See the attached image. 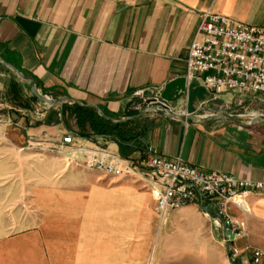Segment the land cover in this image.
Segmentation results:
<instances>
[{"label": "crops", "instance_id": "crops-1", "mask_svg": "<svg viewBox=\"0 0 264 264\" xmlns=\"http://www.w3.org/2000/svg\"><path fill=\"white\" fill-rule=\"evenodd\" d=\"M207 11L264 28V0H0V61L35 79L47 97L95 103L113 119H127L141 112L133 104L144 106L168 82L186 76L189 47ZM12 82L21 96L12 92ZM139 90L143 96H134ZM33 95L29 84L0 63V109L13 128L25 130L8 139L28 142L20 151L29 157L42 155L34 152L47 145L76 157L62 142L64 132L77 146L127 158L151 146L169 160L264 182V121L239 125L214 118L217 108L232 113L233 102L223 103L202 82L192 81L187 95L170 103L174 112L193 119L148 111L125 121L138 139L129 147L112 137H82L67 112L76 123L70 128L63 107L77 103L47 107ZM16 152L0 149L12 158ZM76 159L72 163L80 170L51 181L45 169L21 182L19 175L11 177L20 167H0V264H232V245L264 252V194L248 198L250 214L230 206L246 228L229 243L213 209L190 204L162 218L138 176L108 175L86 168L85 156ZM19 189L23 208L34 213L17 210L12 225L2 224L9 191Z\"/></svg>", "mask_w": 264, "mask_h": 264}, {"label": "built area", "instance_id": "built-area-1", "mask_svg": "<svg viewBox=\"0 0 264 264\" xmlns=\"http://www.w3.org/2000/svg\"><path fill=\"white\" fill-rule=\"evenodd\" d=\"M186 64L187 90L192 81H199L216 94L233 92L241 98L264 95V28L207 11L189 47ZM134 96H143V92L136 91ZM151 105L174 112L160 94L144 106L133 104L132 110L143 111ZM11 125L13 121L0 109V135ZM62 142L71 146L75 155L85 156L84 165L90 170L138 176L162 218L169 210L190 204L199 205L205 212L213 209L229 243L244 236L246 228L244 221L232 215L230 206L250 214L248 198L264 194L262 181L200 169L181 158L169 160L151 146L142 156L127 158L107 148L77 146L71 134ZM76 157L72 161L77 162ZM229 259L232 264H264V252L249 245L244 249L232 245Z\"/></svg>", "mask_w": 264, "mask_h": 264}, {"label": "rangeland", "instance_id": "rangeland-1", "mask_svg": "<svg viewBox=\"0 0 264 264\" xmlns=\"http://www.w3.org/2000/svg\"><path fill=\"white\" fill-rule=\"evenodd\" d=\"M27 94H30L29 90H27ZM45 95V94H44ZM236 96V95H234ZM233 92L229 93H222L219 94V98L224 102L232 101L233 103L230 104V110H232L234 115L240 116L241 120L244 123H250L251 119H253L256 116L264 114V95H258L254 97H246V98H240L239 96L234 100ZM49 98H51L49 96ZM52 99V98H51ZM239 101H242V104H237ZM42 106H47L48 104L44 102H39ZM220 109V108H217ZM229 111V110H228ZM230 112V111H229ZM65 120L67 121V124L70 126V128L76 127L75 120L70 117H65ZM12 127V128H11ZM11 128L4 131V137L1 136L0 140V149H11L14 148L17 152L15 153V157L12 158V155H7V153L0 154V167L2 166V171H5L8 165L15 164L17 167L15 168L18 170V167H20V171L17 174H11V177L14 176L18 177V175L21 177V182L26 177H33L36 174L38 175V170H44L46 171V177L48 181L51 180H57L60 177L65 178L66 176L70 175L73 170H78L75 166V164L72 163V159L70 158L69 151L66 148H56L52 145H47L46 147H43L45 149L38 150L40 152H34V153H41L42 155H36V157H29V154L22 153L21 151L26 148L29 144L26 141H14L9 140L8 135H20L22 137L25 130L23 128H13V126L7 127ZM63 136H67V133H62ZM62 136V137H63ZM54 137V136H53ZM62 137H59L61 139ZM13 137H11L12 139ZM57 138V137H55ZM53 144L59 143L58 141H50ZM48 141V143H50ZM38 148V146L36 147ZM22 149V150H21ZM21 150V151H20ZM40 156V157H38ZM74 168V169H73ZM25 170V172H24ZM80 170V169H79ZM55 175L58 177L55 178ZM10 197L7 200V203L5 205L6 215L5 218L2 220V224L6 225H12L13 221H15V218L17 217V210L21 211V214H33L34 211L32 207L29 208V206L25 209L23 208V197L22 194L24 193L23 190H10ZM17 193H20L17 198ZM25 194V193H24ZM15 198V199H14Z\"/></svg>", "mask_w": 264, "mask_h": 264}, {"label": "water", "instance_id": "water-1", "mask_svg": "<svg viewBox=\"0 0 264 264\" xmlns=\"http://www.w3.org/2000/svg\"><path fill=\"white\" fill-rule=\"evenodd\" d=\"M1 64H3L4 66H7L8 68H10L13 72H15V74L20 78V80L26 84H29L31 86L32 92L33 94L37 97V99L41 102H44L50 106H55V105H60L63 106L65 102H73V103H77L80 104V102L78 100H73L71 98H59V99H51L45 95H43L37 88V81L35 79H32L30 77H28L27 75H25L24 73H22L20 70H18L17 68L10 66L8 63L0 61ZM188 90H187V79L186 77H178L173 79L172 81L168 82L164 89L162 90V92L160 93V96L162 98V100L167 101L169 103L172 102H176L177 100H179L180 98L184 97L185 95H187ZM158 105H161L160 103ZM85 106H92L94 107L104 118L113 121L115 123H122L125 122L127 120H132L135 119L137 117H139L140 115L145 114L148 111H156L159 113H163L168 117L171 118H182V119H193V115L190 114H179L177 112H166L165 110L151 105L146 107L143 111L140 112L139 115L133 116V117H129L127 119H121V120H115L112 117L108 116L106 113H104V111L95 103H90V104H85ZM213 117L216 119H228L231 120L233 122H235L236 124L239 125H246L242 120L240 116L234 115L232 113H230L228 110L226 109H218V110H213ZM260 121H264V114L256 116L252 119V121L250 122V124H255L257 122ZM228 234H231V232H228Z\"/></svg>", "mask_w": 264, "mask_h": 264}, {"label": "trees", "instance_id": "trees-1", "mask_svg": "<svg viewBox=\"0 0 264 264\" xmlns=\"http://www.w3.org/2000/svg\"><path fill=\"white\" fill-rule=\"evenodd\" d=\"M11 90L16 97L22 94L20 87L15 82L11 83ZM31 99L37 100V97L33 95ZM67 112L70 117L76 119V123L80 129L79 134L82 137H112L124 147H129L132 141H138V139L132 135V132L126 128L129 122L114 123L104 118L93 107L80 104H73L72 106L64 105L62 112L63 122H66L65 116Z\"/></svg>", "mask_w": 264, "mask_h": 264}]
</instances>
